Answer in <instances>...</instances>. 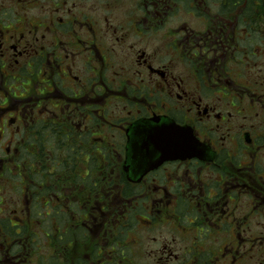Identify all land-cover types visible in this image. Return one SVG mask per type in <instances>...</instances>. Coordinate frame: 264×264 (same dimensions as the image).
<instances>
[{"label": "flooded vegetation", "instance_id": "af4514ba", "mask_svg": "<svg viewBox=\"0 0 264 264\" xmlns=\"http://www.w3.org/2000/svg\"><path fill=\"white\" fill-rule=\"evenodd\" d=\"M147 258L264 264V0H0V264Z\"/></svg>", "mask_w": 264, "mask_h": 264}, {"label": "water", "instance_id": "95a60500", "mask_svg": "<svg viewBox=\"0 0 264 264\" xmlns=\"http://www.w3.org/2000/svg\"><path fill=\"white\" fill-rule=\"evenodd\" d=\"M166 125L167 126H165V128L163 129H160L158 125H144L138 130L144 127L148 128L144 129V131L140 135H135L131 137L134 141H137L139 144L141 141V146H143L147 150L144 151L145 153H143V155H139L140 157L145 158V162H142L145 167L144 173L154 167H157L159 164H161L167 159H173L174 157H177L176 155H179L181 151L187 152V155H192V153L189 152H193V145L190 142L191 138L187 136L186 144H181L182 135L185 136L189 132L185 129H180L179 127H173L170 124ZM157 156L158 159L154 161L153 159Z\"/></svg>", "mask_w": 264, "mask_h": 264}, {"label": "rangeland", "instance_id": "374dc122", "mask_svg": "<svg viewBox=\"0 0 264 264\" xmlns=\"http://www.w3.org/2000/svg\"><path fill=\"white\" fill-rule=\"evenodd\" d=\"M47 223H50V221H46ZM166 227H163V228H159L157 229V231H155L152 235L153 236H156L158 238V241L161 243L164 238L166 237L167 235V232H166ZM152 240H153V237H152ZM152 248H153V245H152ZM41 255L43 256V258H41L42 260L46 259V258H49L50 257V251L49 250H44ZM149 262V258L146 259V264H148ZM142 262H145V261H142Z\"/></svg>", "mask_w": 264, "mask_h": 264}, {"label": "trees", "instance_id": "16d2710c", "mask_svg": "<svg viewBox=\"0 0 264 264\" xmlns=\"http://www.w3.org/2000/svg\"><path fill=\"white\" fill-rule=\"evenodd\" d=\"M47 223V222H46Z\"/></svg>", "mask_w": 264, "mask_h": 264}]
</instances>
